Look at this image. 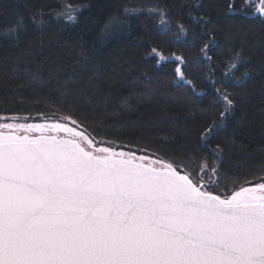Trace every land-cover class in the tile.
Masks as SVG:
<instances>
[{
	"label": "trees",
	"instance_id": "1",
	"mask_svg": "<svg viewBox=\"0 0 264 264\" xmlns=\"http://www.w3.org/2000/svg\"><path fill=\"white\" fill-rule=\"evenodd\" d=\"M231 2L243 10L228 11L230 0H0V35L17 33L0 38V113L72 109L97 139L197 171L203 160L216 162L225 183L252 179L264 170V17L247 0ZM66 4L79 6L74 23L59 15ZM149 9L164 11L167 28ZM152 48L184 63H158ZM178 66L195 92L178 80ZM217 88L235 101L223 119Z\"/></svg>",
	"mask_w": 264,
	"mask_h": 264
},
{
	"label": "snow or ice",
	"instance_id": "2",
	"mask_svg": "<svg viewBox=\"0 0 264 264\" xmlns=\"http://www.w3.org/2000/svg\"><path fill=\"white\" fill-rule=\"evenodd\" d=\"M247 4L264 17V0ZM64 7L59 15L76 22L79 6ZM235 10L243 9L230 0L228 11ZM149 11L167 28L163 10ZM201 51L211 59L207 44ZM151 54L158 63H184L156 48ZM174 72L195 92L181 67ZM215 90L223 119L235 101ZM214 127L203 129L202 142ZM211 151L219 158L223 150ZM197 167L97 139L72 109L0 113V264H264V170L229 184L218 163Z\"/></svg>",
	"mask_w": 264,
	"mask_h": 264
},
{
	"label": "water",
	"instance_id": "3",
	"mask_svg": "<svg viewBox=\"0 0 264 264\" xmlns=\"http://www.w3.org/2000/svg\"><path fill=\"white\" fill-rule=\"evenodd\" d=\"M29 122H40V121H29ZM125 150H127V149H125ZM138 154H140V153H138Z\"/></svg>",
	"mask_w": 264,
	"mask_h": 264
},
{
	"label": "rangeland",
	"instance_id": "4",
	"mask_svg": "<svg viewBox=\"0 0 264 264\" xmlns=\"http://www.w3.org/2000/svg\"><path fill=\"white\" fill-rule=\"evenodd\" d=\"M258 2V1H257ZM65 11V10H64ZM232 70V69H231Z\"/></svg>",
	"mask_w": 264,
	"mask_h": 264
}]
</instances>
